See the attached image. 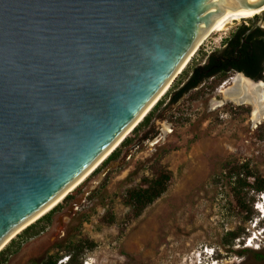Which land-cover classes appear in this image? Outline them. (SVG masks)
<instances>
[{
  "label": "water",
  "instance_id": "water-1",
  "mask_svg": "<svg viewBox=\"0 0 264 264\" xmlns=\"http://www.w3.org/2000/svg\"><path fill=\"white\" fill-rule=\"evenodd\" d=\"M263 2L0 0V251L111 147L212 25Z\"/></svg>",
  "mask_w": 264,
  "mask_h": 264
},
{
  "label": "rangeland",
  "instance_id": "rangeland-1",
  "mask_svg": "<svg viewBox=\"0 0 264 264\" xmlns=\"http://www.w3.org/2000/svg\"><path fill=\"white\" fill-rule=\"evenodd\" d=\"M235 23L212 33L187 65L204 57L207 52L203 49L221 45ZM224 89L225 78L214 90L192 91L167 110L159 111L152 124L137 135L132 131L127 137H134V141L123 148L116 161L119 163L105 175L103 168L87 177L82 193L64 204L47 230L28 241L7 264L39 262L57 251L64 235L75 233L96 243L84 255L83 264H264L252 250L264 251V238L259 235L253 245L247 243L264 226L263 218L255 227L259 218L255 204L261 199L259 194L249 193L254 197V212L251 219H246L245 213L235 207L226 168L245 163L264 175V145L255 140L253 122L239 110L229 114ZM195 135L198 138L193 141ZM160 156L172 172L168 189L139 217L131 219L122 197L129 187L149 175L148 167ZM93 190L98 194L91 200L88 197ZM85 209L91 215L78 226L75 211ZM107 209L114 214L111 224L101 221ZM232 231L242 234L223 246L221 242L228 240ZM180 244L183 248L176 253ZM205 248L213 255L206 254ZM65 261L66 256L58 263Z\"/></svg>",
  "mask_w": 264,
  "mask_h": 264
},
{
  "label": "trees",
  "instance_id": "trees-1",
  "mask_svg": "<svg viewBox=\"0 0 264 264\" xmlns=\"http://www.w3.org/2000/svg\"><path fill=\"white\" fill-rule=\"evenodd\" d=\"M192 65H187L180 77L173 83L172 87L164 94V96L156 103V105L149 111V113L143 118V120L134 128L133 134L137 135L141 130L150 126L155 116L160 114L159 111L163 109L165 105V99L170 97V103H176L179 98L186 93H190L194 88V82L191 76ZM217 71H210L208 77L218 76L209 83L204 90H214L217 85L225 78V69L220 75ZM183 83V84H182ZM182 84V85H181ZM181 85V86H180ZM202 90L201 92H204ZM163 105V106H162ZM165 107V106H164ZM159 112V113H158ZM150 132V131H147ZM149 134V133H148ZM146 133L145 136H148ZM198 135L193 137V141L197 140ZM134 141V137H126L125 140L117 147L111 155L98 167L94 173H98L101 169L108 166L111 162L117 161L123 151V148L131 145ZM227 168V178L230 183V190L235 202V207L245 213V218L253 217V202L254 197H250L249 193L253 191L255 194H259L264 191V175H261L258 171H254L248 164L239 163L237 165H231ZM149 175H144L138 184L129 187L122 197V203L129 209V217L135 219L139 217L143 211L151 205L154 201L160 198L168 189L170 181L172 179V172L165 167L161 162V156L153 160L148 167ZM252 179L251 181H249ZM86 185V181H83L78 187H76L70 194H68L60 203L53 207L49 212L36 220L34 223L25 228L15 238H13L4 249L0 251V264H7L12 256L17 254L23 246L31 239L39 236L47 230L53 221L54 214L58 212L64 204L74 201L77 195L82 193L83 188ZM101 187H105L102 184ZM98 191L93 190L89 195V199L93 200L97 197ZM101 203L104 202L101 201ZM75 215L78 216V226L82 222L89 219L91 211L89 209L75 211ZM115 220L114 214L107 209L106 213L101 217V221L111 224ZM242 234L240 232L228 233L229 239L221 242L223 246L227 243H232L236 238H239ZM79 233L74 235H64L57 243V251L53 254L47 255L43 260L37 262L35 260L29 261L27 264H83V257L87 252L92 251L96 243L86 236L78 237ZM256 259L264 260V251H256L252 249ZM66 256V261L59 262Z\"/></svg>",
  "mask_w": 264,
  "mask_h": 264
},
{
  "label": "flooded vegetation",
  "instance_id": "flooded-vegetation-1",
  "mask_svg": "<svg viewBox=\"0 0 264 264\" xmlns=\"http://www.w3.org/2000/svg\"><path fill=\"white\" fill-rule=\"evenodd\" d=\"M260 21V26L252 32L246 33L247 30ZM230 28L229 33L221 41V45L210 50L203 49L207 54L204 57L199 56L196 58L190 73L195 85L191 92L204 90L209 83L218 77H208L210 71H217L218 74L216 75H220L225 69V90L230 88L235 90V82L244 79L252 86L257 87L260 103L264 107V14L256 16L254 19L239 21ZM187 94H183L179 100ZM164 104L165 107L163 106L160 112L173 105L170 103V97L167 98ZM226 104L229 114L234 110H239L242 116L254 123L255 140L264 145V112L260 119L252 118L253 104L250 96L243 94V98L239 103L225 98ZM262 227L264 229V226ZM263 229L261 232L264 231ZM261 238H264V233L261 234Z\"/></svg>",
  "mask_w": 264,
  "mask_h": 264
},
{
  "label": "bare ground",
  "instance_id": "bare-ground-1",
  "mask_svg": "<svg viewBox=\"0 0 264 264\" xmlns=\"http://www.w3.org/2000/svg\"><path fill=\"white\" fill-rule=\"evenodd\" d=\"M264 11V2L257 6L256 8L252 10H245L242 13L234 14L230 13L225 15L223 18H221L218 22H216L214 25H212L208 31L202 36V38L197 42V44L193 47V49L189 52V54L186 56V58L183 60V62L179 65V67L176 69V71L173 73V75L168 79V81L164 84V86L161 88V90L158 92V94L152 99V101L146 106V108L141 112V114L130 124V126L122 133V135L105 151L89 168L88 170L83 173L77 180H75L67 189H65L57 198H55L52 202H50L46 207H44L41 211L36 213L34 216L26 220L24 223H22L19 227H17L13 232L10 233L9 238L13 237L18 231H20L24 226L31 223L41 215L47 213L55 207L58 203L61 202L62 197L72 189H75V187H78L77 185H80L84 179H86L91 171L97 166L102 163V161L105 159L104 157L110 152V150L117 145V143L125 136L128 135L131 129L139 122L141 121L142 117L149 113L150 109L154 107L164 94L168 91L171 85V81L173 80L176 75L180 73L187 64L190 62L194 54L197 52L201 44L214 32H220L226 28H228L230 25L234 24L235 21L239 22L242 21L243 18H249L252 17L254 14L262 13ZM248 16V17H247ZM235 90L233 88L230 89H224L222 90V93L224 94V97L226 99H231L236 103H239L240 100L243 98V94H248L251 98V102L253 104V112H252V118L253 119H260L262 117V114L264 112V107L260 103V97L258 95V89L255 86H252L249 82L245 81L244 79H240L237 82H235ZM238 89V90H237ZM262 93V92H261ZM140 123V122H139ZM101 161V162H100ZM99 163V164H98ZM96 169V168H95ZM264 202V200H263ZM258 208V207H257ZM264 208V206H262ZM264 211V210H263ZM182 244H180L178 247H176L175 251L182 250ZM175 256H173V259Z\"/></svg>",
  "mask_w": 264,
  "mask_h": 264
},
{
  "label": "built area",
  "instance_id": "built-area-1",
  "mask_svg": "<svg viewBox=\"0 0 264 264\" xmlns=\"http://www.w3.org/2000/svg\"><path fill=\"white\" fill-rule=\"evenodd\" d=\"M206 40H207V39H206ZM206 40H205V41H206ZM205 41H204V42H205ZM204 42H203V43H204ZM203 43H202V44H203ZM202 44H201V45H202ZM259 197H260L261 201L264 200V191H262V192L259 193ZM261 205H262V204L259 203V208H261Z\"/></svg>",
  "mask_w": 264,
  "mask_h": 264
},
{
  "label": "clouds",
  "instance_id": "clouds-1",
  "mask_svg": "<svg viewBox=\"0 0 264 264\" xmlns=\"http://www.w3.org/2000/svg\"><path fill=\"white\" fill-rule=\"evenodd\" d=\"M260 203L262 204V206H264V202H263V200L262 201H260ZM262 209H264V208H262ZM262 214L264 215V211L262 212ZM259 220H262L263 219V217H259L258 218ZM214 261V260H213Z\"/></svg>",
  "mask_w": 264,
  "mask_h": 264
},
{
  "label": "snow or ice",
  "instance_id": "snow-or-ice-1",
  "mask_svg": "<svg viewBox=\"0 0 264 264\" xmlns=\"http://www.w3.org/2000/svg\"><path fill=\"white\" fill-rule=\"evenodd\" d=\"M253 2H255V0H253Z\"/></svg>",
  "mask_w": 264,
  "mask_h": 264
}]
</instances>
